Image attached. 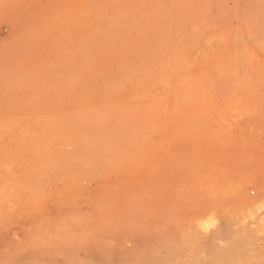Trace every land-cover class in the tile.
Masks as SVG:
<instances>
[{
  "label": "rangeland",
  "instance_id": "obj_1",
  "mask_svg": "<svg viewBox=\"0 0 264 264\" xmlns=\"http://www.w3.org/2000/svg\"><path fill=\"white\" fill-rule=\"evenodd\" d=\"M0 259L264 264V0H0Z\"/></svg>",
  "mask_w": 264,
  "mask_h": 264
},
{
  "label": "bare ground",
  "instance_id": "obj_2",
  "mask_svg": "<svg viewBox=\"0 0 264 264\" xmlns=\"http://www.w3.org/2000/svg\"><path fill=\"white\" fill-rule=\"evenodd\" d=\"M253 9H254V7H253ZM250 14H251V13H250ZM17 121H18V120H17ZM17 121H16V122H17ZM11 122H12V121H11ZM33 122H34V121H33ZM7 123H9V122H7ZM9 124H10V123H9ZM13 124H14V123H13ZM31 124H33V123L30 122V125H29V126H31ZM29 126H28V124H27V127H29ZM5 127H6V129H5L6 132H10V133H11V132L13 131V128H10L9 126L7 127V126L5 125ZM25 127H26V126H25ZM30 128H31V127H30ZM33 128H35V124H34V127H32V129H33ZM21 130H22V133H21V134H23V133H24V132H23V129H21ZM24 130L26 131V129H24ZM19 132H21V131H19ZM27 132H28L29 134L31 133V132H29L28 130H27ZM27 132H26V135H27ZM8 134H9V133H8ZM17 134H18V133H17ZM36 134H37V133H36ZM26 135H25V136H26ZM31 135H32V133H31ZM10 136H12V135H10ZM26 137H27V136H26ZM28 175H29V174H28ZM31 179H32V178H31ZM8 188H9V187H8ZM21 191H22V190H21ZM17 192H18V191H17ZM19 193H20V191H19ZM22 194H23V193H22ZM15 200H16V199H15ZM28 200H29V199H28ZM15 203H16V202H15ZM32 217H33V216H32ZM32 220H33V219H32ZM21 223H22V221H21ZM251 223H252V222H251ZM22 224H23V223H22ZM43 224H44V223H43ZM43 224H42V225H43ZM45 224H46V223H45ZM25 225H27V224L24 223V226H25ZM22 226H23V225H21V228H22ZM39 226H40V224H39ZM39 226H38V227H39ZM38 227H36V228H38ZM43 228H44V226H41V227L38 228V229H40V231H41V229L43 230ZM24 229H26V228L24 227ZM24 229L22 228L21 230H23V232L26 234L27 232H25ZM28 229H29V228H28ZM77 229H78V228H77ZM11 230H13V229H11ZM70 230H71V229H70ZM17 231H18V230H17ZM26 231H27V230H26ZM48 231H49V230H48ZM70 232H71V231H69V233H70ZM42 233H43V232H42ZM58 233H59V232H58ZM63 233L66 234L67 231H66V233H65V232H62V234H63ZM71 233H72V232H71ZM22 234H23V233H22ZM30 234H31V232H30ZM43 234H44V233H43ZM73 235H74V234H73ZM23 236H24V235H23ZM50 236H51V235H50ZM75 236H76V235H75ZM18 237H20V236L18 235ZM43 237H44V236H43ZM79 237H80V236H79ZM79 237H77V238H79ZM56 238H57V237H56ZM57 239H58V238H57ZM82 239H83V238H82ZM16 240H18V239H16ZM58 240H60V239H58ZM75 240H77V239H75ZM31 241H32V240H31ZM31 241H30V242H31ZM34 241H35V240H34ZM60 241H61V240H60ZM60 241H59V243H61ZM62 242H63V241H62ZM72 242H73V241H72ZM82 242H84V241H82ZM32 243H33V242H32ZM75 243H76V242H75ZM1 244H3V243H1ZM44 244L46 245V243H44ZM73 244H74V243H73ZM30 245H31V244H30ZM32 245H33V244H32ZM59 245H60V244H59ZM64 245H66V243H65ZM70 245H72V243H70ZM250 245H251V244H250ZM89 246H90V245H89ZM248 246H249V245H248ZM47 248H48V247H47ZM51 248H52V247H51ZM39 249H40V248H39ZM69 249H70V248H69ZM76 249H77V248H76ZM62 250H63L62 252H64L66 249H64V248L62 247ZM238 250H239V249L235 248V251H238ZM253 250L255 251V253L253 254L254 257H255V256H256V253H257V252H256L257 250H255V249H253ZM67 251H68V250H67ZM67 251H66V252H67ZM80 251H81V250H80ZM231 251H233L231 247L223 248V249H222V248L217 249V255L214 257L215 261L221 263V261L224 260V257L226 256L227 252H231ZM62 252H61V253H62ZM68 253H70V252H68ZM71 253H72V252H71ZM71 253H70V254H71ZM89 253H92V256L90 255L92 258H94V257L96 256V254L93 253L92 251H90ZM89 253H87V254L89 255ZM17 254H20V253H17ZM17 254H16V255H17ZM29 254H30V253H29ZM70 254H69V256H70ZM79 254H80V253H79ZM93 254H94L95 256H93ZM31 255H33L32 252H31ZM41 255H43V254H40V256H41ZM66 255H67V254H66ZM71 255H72V254H71ZM74 255H75V254H74ZM80 255H81V254H80ZM63 256H64V255H63ZM111 256H112V255H111ZM111 256H110V257H111ZM30 257H31V256H30ZM38 257H39V256H38ZM38 257L36 256L35 258H36L37 260L40 261L41 259H38ZM53 257H54V256H53ZM60 257H61V256H60ZM66 257H67V256H66ZM18 258H21V257H19V256L17 257V256H16V259H18ZM82 258L84 259L83 256H82ZM82 258H81V259H82ZM85 258H86V257H85ZM33 259H34V258H33ZM43 259H44V257H43ZM51 259H52V261H53V258H51ZM55 259H56V258H55ZM72 259H75V258H72ZM107 259H108V256H107ZM0 260H1V259H0ZM34 260H35V259H34ZM44 260H45V259H44ZM46 260H48V257H47ZM57 260H59V258H57ZM75 260H76V259H75ZM84 260H85V259H84ZM84 260H83V261H84ZM96 260H97V259H96ZM104 260H105V259H104ZM15 262H16V261H15ZM15 262L4 263V264H15ZM18 262H19V261H18ZM125 262H126V261H125ZM137 263H138V264H145V263H139V262H136V264H137ZM16 264H17V263H16ZM119 264H120V263H119ZM134 264H135V263H134ZM245 264H254V263H245Z\"/></svg>",
  "mask_w": 264,
  "mask_h": 264
}]
</instances>
